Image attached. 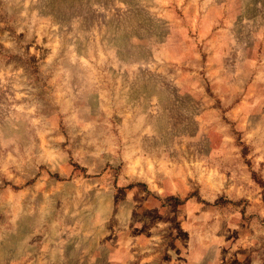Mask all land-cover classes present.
<instances>
[{"label":"rangeland","instance_id":"rangeland-1","mask_svg":"<svg viewBox=\"0 0 264 264\" xmlns=\"http://www.w3.org/2000/svg\"><path fill=\"white\" fill-rule=\"evenodd\" d=\"M0 264H264V0H0Z\"/></svg>","mask_w":264,"mask_h":264}]
</instances>
